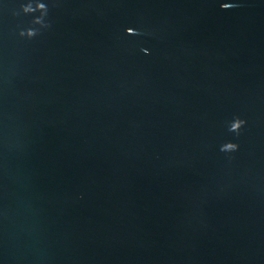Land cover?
I'll return each instance as SVG.
<instances>
[{
	"label": "water",
	"instance_id": "1",
	"mask_svg": "<svg viewBox=\"0 0 264 264\" xmlns=\"http://www.w3.org/2000/svg\"><path fill=\"white\" fill-rule=\"evenodd\" d=\"M28 2L0 0V264H264V0Z\"/></svg>",
	"mask_w": 264,
	"mask_h": 264
},
{
	"label": "clouds",
	"instance_id": "2",
	"mask_svg": "<svg viewBox=\"0 0 264 264\" xmlns=\"http://www.w3.org/2000/svg\"><path fill=\"white\" fill-rule=\"evenodd\" d=\"M229 7L230 5L228 3L221 4L222 9L227 10ZM43 9H44V17H46L48 14V7L45 3L43 4ZM21 11L24 14H32L36 11V9L32 8V2L31 0H29L27 4L21 5ZM32 24L33 25L39 24L40 27L39 28L29 27L26 29H22L19 35L27 39H32L40 34L41 29H47L48 27H50V25L45 21V18H40V17H34L32 20ZM125 31H126V34L128 35H129V32H131L133 35L140 34L139 30H136L133 28H127ZM142 51L145 54H149L147 49H142ZM246 123H247L246 120L241 119L239 116H236L229 122L228 131L239 135L240 130L244 127ZM238 149H239V145L237 143L229 141V142L222 144L220 150L228 153V152H235Z\"/></svg>",
	"mask_w": 264,
	"mask_h": 264
}]
</instances>
